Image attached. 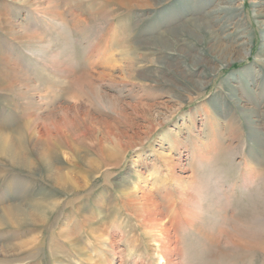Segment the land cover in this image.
I'll return each instance as SVG.
<instances>
[{"label":"rangeland","instance_id":"rangeland-1","mask_svg":"<svg viewBox=\"0 0 264 264\" xmlns=\"http://www.w3.org/2000/svg\"><path fill=\"white\" fill-rule=\"evenodd\" d=\"M132 1L0 0V129L49 128L55 144V129L82 134L77 152L52 150L76 179L70 194L21 142L32 168L0 155V214L65 199L55 223L0 227V249L33 241L0 264H164L124 189L155 197L172 264H264V0ZM224 47L237 51L219 63ZM90 224L111 235L94 242Z\"/></svg>","mask_w":264,"mask_h":264},{"label":"bare ground","instance_id":"bare-ground-1","mask_svg":"<svg viewBox=\"0 0 264 264\" xmlns=\"http://www.w3.org/2000/svg\"><path fill=\"white\" fill-rule=\"evenodd\" d=\"M105 1H107V3L108 1L110 2V0H105ZM116 1H119L121 3L119 5L120 7L127 8L129 6L130 7L133 6L132 0H116ZM95 5H97V3ZM97 12H99V10H97ZM236 51L237 50L233 47L220 48L218 51L215 52L216 54H218V56L215 57V60L217 59L219 63H223L224 58L229 57L230 55L234 54ZM71 125H66L65 127H63L64 131L63 129L62 130L55 129V130H58L57 132L59 133L57 138L55 139L57 140V142L55 141L56 144L54 143V140H53L54 138L53 132L49 128H46L47 131L45 132V134L38 131L36 129V126L28 129L25 136H23L22 133L18 132V134H20V137H21L20 139L19 137H16V135H13V132H8V131L0 129V155L1 157H6L9 160V162L15 167L28 168V169L32 168L33 162L28 157H25L17 150V146L19 142H21L25 146V148L27 147V149L31 151V153L33 152V154L37 156V158H39V161H42L44 163V167H45L44 175L46 179L50 183L55 184V186L56 185L60 186L67 194H70V192H74V190L76 189V185H77V183L75 184L76 179H72L69 177L68 174L62 172V169L64 168V166L61 163H59V159L57 157L58 155H56L57 153L55 154L52 150L56 149V151L57 150L61 151V148L57 147V143H59L61 146H63V148L66 147L68 149H71V151L77 152L74 150V144L71 142V140L75 141L77 139H80L82 134L80 132H75L76 130L74 128L76 127L73 128ZM65 131L67 132L68 135L64 134ZM62 132L64 133L62 134ZM115 154H113L112 151L107 150L106 152H104L103 156L104 157L108 156L111 158ZM114 157H116V155ZM84 164L86 165V163ZM215 183L211 181V185H210V187L214 188V192H212L211 194V196L214 199V202H213L214 208L213 207L212 208H213L214 213L217 214V216L221 217L223 216V212L225 209L219 203L222 202L221 200L227 199V197L226 195L219 194L221 191V187L218 188V184L217 183L215 184ZM216 188H218V190ZM194 192H195V189L189 193H183V192L180 193V195H178L179 202L183 198V196H185L184 194L191 195L192 197H194L195 196ZM122 193H124L123 195L124 197H126L127 202H128L127 204L133 211V214L139 219L140 222L147 225L146 232L151 235L150 236L151 241H154L155 244L160 245V248L156 249L155 251L156 255H158V259L162 260L164 264H172L171 263L172 256H173L172 249H174L175 251L176 247L174 248L171 247V240H172L171 227L169 223L166 222L165 218L163 217V212L159 210V204L155 200V197L152 194L147 193V192H144L141 195H139L137 192H134L133 190H130V189H124L122 190ZM49 196L53 200L51 199L48 202H34L30 205L11 204L6 209L1 211L0 227L38 226V225H45L46 223L48 224L55 223L56 218L53 217V215L55 216V214L57 213V208L65 201V199L64 201L63 199L54 200L53 196L51 195ZM227 220L228 219H225V221L220 222L221 224H219L223 228L222 232H227L225 231L226 230L225 222L227 223L229 222V220L228 221ZM64 226L60 227V233L62 235V239L65 241V243L67 242L73 248L77 249L78 254H81L78 249L80 245L73 235L74 234L73 230L70 227H68V225H64ZM87 228H88L89 237L95 236L96 233L98 234L96 238H93L94 242L96 243L104 241L105 238L103 236L107 237L111 235V233L110 234L100 233L102 231L98 229L99 226H97L96 224H92L91 226ZM236 228L239 230V232L242 235L248 236L249 238L255 236V234L257 235V233L252 232L249 229L247 231L246 230L242 231L241 228H238V226H236ZM32 243L33 241L21 243L16 248L15 247H2L0 249V253L3 255L20 254L24 252L25 250H27V248L30 247ZM130 252L132 253V251ZM92 259L93 258L91 257H87L85 260L92 261ZM51 264H63V263L61 261H57L56 258L53 256L51 259ZM99 264H103V263H99Z\"/></svg>","mask_w":264,"mask_h":264}]
</instances>
